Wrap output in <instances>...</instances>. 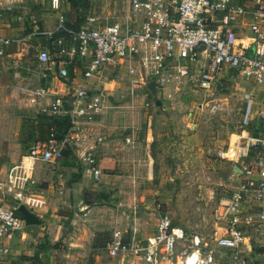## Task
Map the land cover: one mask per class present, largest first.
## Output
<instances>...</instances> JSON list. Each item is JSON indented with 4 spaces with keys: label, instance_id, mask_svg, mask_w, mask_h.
<instances>
[{
    "label": "built area",
    "instance_id": "built-area-1",
    "mask_svg": "<svg viewBox=\"0 0 264 264\" xmlns=\"http://www.w3.org/2000/svg\"><path fill=\"white\" fill-rule=\"evenodd\" d=\"M127 3L130 16L124 23L98 24V17L89 15L87 25L91 28L74 29L59 15L53 28L21 37L0 36V58L10 56L6 54L8 48L22 47L30 37L37 40L33 45L36 53L31 76L22 86L15 87L16 93L21 94L23 104L35 115L68 121L59 138L50 130L45 140L35 141L27 151V162L13 167L7 182L0 184V264H4L8 254L3 238L24 228L16 211L27 186L34 184V162L52 166L68 151L85 167L86 175L95 182L100 179L99 153L107 149L100 127L111 111L118 110L105 88L108 76L113 75L127 85L124 92L130 99L135 93L146 91L141 102L147 109L145 99L151 81L155 82L161 102L189 84L193 93L212 97L220 88V80L233 72L261 89L259 125L253 137L247 138L246 148H252L254 153L264 148V0L245 3L127 0ZM40 41L45 45L41 47ZM92 85L98 87L90 89ZM242 97L246 113L241 122L247 126L252 122L254 94L246 92ZM219 100L217 97L206 104L211 113L225 110L216 102ZM130 107L135 108L133 102ZM124 143L131 145V138L127 136ZM238 169L241 172L238 184L227 202H219L216 209L215 218L224 222L225 228L216 238L215 248L197 236H177L170 217L162 213L155 232L143 244L126 245L120 231H114L106 245L108 255L131 258L130 264H160L170 262L178 245H182L180 264H212L216 258L226 256L219 249L230 250L229 257L238 264H264L239 256L244 241L242 227L256 233V245L264 251V157L258 154ZM4 196H9L11 203L5 202Z\"/></svg>",
    "mask_w": 264,
    "mask_h": 264
},
{
    "label": "rangeland",
    "instance_id": "rangeland-1",
    "mask_svg": "<svg viewBox=\"0 0 264 264\" xmlns=\"http://www.w3.org/2000/svg\"><path fill=\"white\" fill-rule=\"evenodd\" d=\"M25 1L29 2L26 3L24 8L19 9V12L25 18L26 23H30V30L26 31V35L33 31L34 26L39 29L55 26L54 19L49 24H45L43 21L46 20L40 17V13H43L41 0ZM89 1L90 9L84 15L81 12V22L78 27L91 28L86 22V17L90 14V11L95 17H98V24L128 21L130 12L127 0ZM65 14L67 13L64 11L62 15L67 19L68 15L66 17ZM33 41L20 47V59L15 58L14 55L17 52L13 48H10L8 52L11 54L10 57L0 58V165L3 163L8 168L6 181L1 182L3 184L7 182L12 168L17 163L18 165L21 163V156L27 154L30 146L35 141L45 138L46 132L43 129L39 132L36 130L38 116L28 110L23 104L21 94L14 92L13 88L14 86H22V83L27 80L26 77L31 76L30 72L33 70V61L31 60L36 53L35 46H32L35 40ZM105 83H107L108 92L111 94L110 101L118 107V110L109 113V118L116 116L114 120L107 118L104 123L108 126L111 124L110 127L112 125L124 127L120 132V139L131 136L139 147L143 148L146 145L153 160V178L149 180L151 181L149 188L126 191L125 194L117 193L111 204L115 214H124V217L128 219L127 221L136 216L139 218L140 229L146 234H150L155 230L157 220L163 213L170 217L175 227L182 225L181 233L189 237L197 236L203 243H206L204 240L210 239L212 236L220 235L225 226L215 218L216 209L219 205L218 198L220 194L231 192V188H225L220 183L233 180L230 178V163L238 159L240 148L247 146L248 139L253 137L254 129L259 125H257V112L261 110V101L258 102V92L256 91L259 87L229 71L220 80V88L212 97H208L201 92L193 93L194 89L189 84L173 94L171 99L162 102L159 97L152 98L149 93L145 99V102L149 104V108L144 109L141 99L147 95L146 91L135 93L133 99H130L128 93L124 92L127 86L125 87V84L116 79L115 76H108ZM96 87L98 85H92L90 89ZM246 92L255 94L252 98V122L244 126L241 121L246 113V103L242 96ZM217 97L220 100L216 102L226 108L221 112L211 113L206 104L209 100H214ZM131 102L135 106L133 110L130 107ZM258 103L260 106H258ZM199 106L202 108L197 109ZM189 113L192 115L189 116ZM193 125L197 126V133L189 147L195 151H199L201 148L205 150V148L212 147L211 141H213V145L217 143V149L213 147L208 153L188 154L174 153L175 148L173 147L166 148L173 153L167 154L165 171L160 174L158 165L160 158L157 154L160 139H179L181 135H190V133H193L191 130ZM180 130L186 132L180 134ZM234 138H238V149L235 150L236 158H232L234 160L232 161L231 158L225 156ZM3 153H15L16 157L10 161V156L8 157L7 154L4 155ZM161 181L165 183L163 186H160ZM54 182H58V178L54 179ZM47 183L42 182L41 185L47 186ZM31 186H34V184ZM68 186L66 199H69L71 204L70 213H67L70 221L74 213H78V207L82 206L83 203L82 193H78L74 197L72 191L70 193L71 183ZM34 187L36 188V185ZM58 193L60 195L59 191ZM129 198L135 200V202L137 201L138 206L135 215L131 213V206H117L118 203L125 204ZM3 200L11 203L9 196H4ZM163 201H167L170 208H163L161 203ZM139 205H142V207L140 208ZM118 210H122V213H119ZM175 227L172 226V229L174 230ZM64 229V233L71 234L72 227L70 225L64 227ZM254 233L250 229L247 235L251 234L253 241L256 242L257 237H254ZM54 247L61 251L67 250V246L60 242H57ZM120 258H107L106 262L107 264H118ZM127 259L130 262L133 261L131 258ZM178 261L162 263L179 264Z\"/></svg>",
    "mask_w": 264,
    "mask_h": 264
},
{
    "label": "crops",
    "instance_id": "crops-1",
    "mask_svg": "<svg viewBox=\"0 0 264 264\" xmlns=\"http://www.w3.org/2000/svg\"><path fill=\"white\" fill-rule=\"evenodd\" d=\"M238 1L245 3L247 0ZM27 2L29 1L0 0V36L7 38L21 37L26 35V31L30 30V23H26L25 18L22 17L19 12V9L24 8ZM40 4L43 12L40 13V17H43L44 20H46L43 21L45 24H49L53 19L56 23L57 17L62 15V13L64 14V9L62 7L63 3L60 0H41ZM89 15L94 16L92 11H90ZM20 17L21 20H18ZM64 20L66 22L65 18ZM34 27L33 31L37 29H50L46 27L42 29H39L36 26ZM33 40L35 39L30 37L24 45L29 44ZM36 41L37 40H35V42ZM39 43L41 47L45 45L44 42L40 41ZM12 48L17 52L14 55L15 58L20 59V47ZM9 50L10 48L7 49L6 54H9ZM10 56L8 55L7 57ZM126 86L127 85H125V87ZM15 87L16 86L13 87L14 92H16ZM105 88L108 90L107 83H105ZM256 91L258 92V102L260 103L261 89H256ZM252 94L255 93L252 92ZM156 97H158L157 93L155 98ZM259 103L258 106H260ZM197 109L200 108L197 107ZM28 110L31 111L29 108ZM31 112L34 114L33 111ZM190 115L192 114L189 113V116ZM113 117L109 119L114 120L116 118V116ZM258 124L259 122L257 125ZM110 125L111 124H109V126L104 124L100 127L107 141V149L104 153H99V168L101 169V176L96 182L93 181L90 176L86 175L85 167L80 165L76 158L71 154H64L63 158L52 166H47L40 162L33 163L32 179L34 180V186L36 185V188L31 185L27 186L21 204L36 216L40 224L29 227L24 226L22 230L11 233L3 238L2 243L8 250V254L4 258V264H68L69 262L83 264L84 261H87L88 264H107V258H114H111L108 255L106 247L97 249L92 248L95 234L106 233L110 240L114 231H120L122 240L126 245L133 242L143 244L146 238L153 235L155 230L150 234H146L140 229L138 222L139 218L136 216L127 221L128 219L124 217V214H115V210L111 208L112 201L116 198L117 193L125 194L126 191L149 188V184H151V181L149 180L153 178V160L147 146L145 145L143 148L139 147L131 136L132 144L125 145L124 139L126 137L120 139V132L124 127H119L118 125H112L110 127ZM196 128L197 126L193 125L191 129L193 133H190V135L187 136L181 135L179 139H160L159 152L157 153L160 158L158 164L160 174H163L165 171V159L168 158L167 154L173 153L166 148L173 147L175 148L174 153L188 154L208 153L213 147L214 149H217L216 147L218 145L217 143L213 145V141H211L212 147L205 148V150L201 148L199 151H195L189 147L190 143L196 136ZM185 132L186 131L180 130V134ZM237 140L238 138H234V140L232 139L231 147L226 152L225 156L231 158L230 160L232 161L236 158L235 150L238 149ZM249 150L250 149H247L246 147L240 148L238 159L234 161L235 163H230V178L233 180H230L231 182H221L220 185H223L225 188H231V192L220 194L218 198L220 203L227 202L233 188L238 184L241 177L238 169L239 165L253 160L258 154L264 157V148L260 150V153H248ZM3 154H7L8 157L10 156V161L16 157L15 153ZM25 157L26 155L21 156V162H27ZM7 170L8 168L2 163L0 165V184H3L1 182L6 181L8 175ZM57 178L58 182L55 183L54 179ZM42 182H48L47 186H42ZM70 183V193L72 191V196L74 197L77 196L78 193H82L83 204L78 207V213H74L72 219L69 221V214L67 213H70L69 210L71 209V204L66 197L67 191L69 190L68 185ZM164 184L165 183L162 181L160 182V186H163ZM58 191L60 192V195ZM85 193L89 194L87 200L91 202L90 205L84 203ZM136 202L129 198V200H126L125 204L118 203L117 206H131L132 212L131 210L130 212L135 215L136 207L138 206ZM161 203L163 208H170L167 201ZM139 207L141 208L142 205H139ZM118 211L119 213H122V210ZM18 217L22 219V215H18ZM222 224L225 226L224 222ZM69 225L72 227L71 234L64 233V227H68ZM172 226L175 227L173 223ZM182 229V225H180L172 230L177 236L183 237L185 234L180 232ZM248 231H250L249 228L242 227V233L245 236L243 244L239 249V256L250 262L263 263L264 251L257 247L251 234L247 235ZM252 232L254 233L253 230ZM254 234V237H257L256 233ZM220 235L217 234L216 237L212 236L210 239L204 241H206V244L210 247L215 248V240ZM57 242L65 244L67 250L61 251L57 249V247H54ZM178 246L174 258L170 263L179 260L178 262L180 264V253L183 250V246ZM219 250L226 256L222 259L216 258L212 264H238L229 257L231 253L230 250ZM124 262H129L128 264L131 263L127 258L123 259V257H121L118 264H125Z\"/></svg>",
    "mask_w": 264,
    "mask_h": 264
},
{
    "label": "trees",
    "instance_id": "trees-1",
    "mask_svg": "<svg viewBox=\"0 0 264 264\" xmlns=\"http://www.w3.org/2000/svg\"><path fill=\"white\" fill-rule=\"evenodd\" d=\"M62 1V7L64 11L67 13L65 14L67 19H66V25L78 29V28H84V27H78V25L81 22V12L82 15L86 14L89 9H90V1L89 0H61ZM89 16V15H88ZM86 17V22L87 18ZM71 70V69H70ZM38 121L36 122L38 127H37V132L41 131L43 129L45 133V138L42 139L41 141L45 140L50 132V130H54L56 132V137H60L65 130L68 127V121L66 118H52V117H46L43 115H38ZM255 151L251 148L248 153H254ZM64 154H69L68 151H65ZM16 215L21 216V214L16 211ZM109 238L106 233H97L95 234L92 242V248L97 249V248H104L106 247V244L109 243Z\"/></svg>",
    "mask_w": 264,
    "mask_h": 264
},
{
    "label": "water",
    "instance_id": "water-1",
    "mask_svg": "<svg viewBox=\"0 0 264 264\" xmlns=\"http://www.w3.org/2000/svg\"><path fill=\"white\" fill-rule=\"evenodd\" d=\"M148 90L150 91L151 96L154 98L156 96V85H155L154 81L149 83ZM239 172H240V170H239ZM240 174H241V172H240ZM88 196H89V194L85 193V195H84V203L86 205H90V203H91L89 200H87ZM17 211L21 213L22 220L24 222V226L25 227H29V226H34V225H39L40 224V222L36 218V216L30 210H28L24 205L20 204L18 206V208H17Z\"/></svg>",
    "mask_w": 264,
    "mask_h": 264
}]
</instances>
